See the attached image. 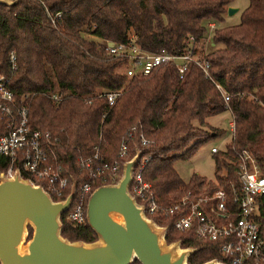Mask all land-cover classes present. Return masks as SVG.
<instances>
[{
	"label": "trees",
	"instance_id": "trees-1",
	"mask_svg": "<svg viewBox=\"0 0 264 264\" xmlns=\"http://www.w3.org/2000/svg\"><path fill=\"white\" fill-rule=\"evenodd\" d=\"M230 1L15 0L9 6L0 4V71H7V56L12 52L15 70L9 88L17 98L25 95L30 126L58 137L56 158L76 190L86 181L85 172L75 168L76 157L90 156L96 146L104 161H113L120 137L131 127L135 130L125 157L119 159V172L122 162L139 151V161L147 159L142 178L161 203H170L188 190L202 194L226 189L229 181H235V153L242 149L264 175V0H247L236 24L218 26ZM207 23L213 24L211 30ZM208 33L211 45L220 48L205 50ZM189 36L194 53L208 62L211 79L227 94L226 106L212 81L191 63L181 74L172 64H163L147 75L127 77L122 72L126 61L105 55L103 45L104 41L132 42L149 52L179 53ZM51 92L61 95L58 103L47 97ZM109 92L118 95L107 107L102 95ZM223 111L231 115L234 133L222 150L212 153L214 181L192 174L183 182L173 162L190 157L201 142L224 133L207 122ZM139 134L146 144L141 145ZM7 163L0 155V172ZM256 202L264 232V194ZM63 216L59 217L60 236L69 241L95 239L86 223L74 227ZM154 222L167 227L166 243L179 241L181 247L195 249L188 263L220 259L214 244L173 229L168 220L154 218ZM131 264L139 263L133 259Z\"/></svg>",
	"mask_w": 264,
	"mask_h": 264
},
{
	"label": "built area",
	"instance_id": "built-area-1",
	"mask_svg": "<svg viewBox=\"0 0 264 264\" xmlns=\"http://www.w3.org/2000/svg\"><path fill=\"white\" fill-rule=\"evenodd\" d=\"M58 16L59 14L55 15ZM206 26L209 30L213 28L212 23H207ZM183 43L184 50L179 53L165 50L149 52L132 42L108 45V42L104 41L103 45L105 55L126 61L122 72L127 77L147 75L152 69L163 64H172L178 74H181L186 65L191 63L204 78L212 81L226 106L228 96L211 79L208 62L194 53L193 38L189 36ZM7 63V71H0V155L8 161L2 174L4 177H11L14 171L18 170L20 176L21 173L26 175L25 179L39 185L52 200H63L68 194L72 180L68 182L63 176L62 167L54 152L55 148L59 147V139L47 130L42 131L30 126L25 95L17 98L9 88L10 76L15 70V55L12 52L7 56ZM117 95L118 92L102 95L107 107L112 106ZM47 97L53 103L61 100V95L56 92L49 93ZM84 103L89 104L90 100H85ZM134 130L135 128L131 127L120 137L116 159L111 162H106L99 156L96 146H93L90 156L76 157L75 168L78 172H85L86 181L81 183L77 190L75 184L69 207L63 212L64 219L70 225H84L85 203L93 188L115 183L120 177L119 159L125 157L127 144ZM224 132L230 141L234 133L230 114ZM138 138L141 145L146 144L141 134ZM210 151L215 153L217 150L211 147ZM234 159L235 181H229L226 189L217 188L202 194L188 190L167 204L159 202L150 184L142 178L147 159H137L131 172L128 192L143 206L147 218L153 221L154 218L168 220L173 229L189 232L196 240L214 244L220 258L216 259L218 262L264 264V232L260 229V214L256 202V198L264 194V175L259 172L252 156L245 149L237 151Z\"/></svg>",
	"mask_w": 264,
	"mask_h": 264
},
{
	"label": "water",
	"instance_id": "water-1",
	"mask_svg": "<svg viewBox=\"0 0 264 264\" xmlns=\"http://www.w3.org/2000/svg\"><path fill=\"white\" fill-rule=\"evenodd\" d=\"M14 2L0 0L6 6ZM236 10L228 6L225 13ZM138 158L136 150L121 164L115 183L98 185L87 196L85 223L95 235L91 242L69 241L59 234V217L69 207L74 181L66 197L54 201L18 170L11 177L0 172V264H131L133 259L139 264H224L216 259L188 263L194 248L166 243V227L147 218L128 192Z\"/></svg>",
	"mask_w": 264,
	"mask_h": 264
},
{
	"label": "rangeland",
	"instance_id": "rangeland-1",
	"mask_svg": "<svg viewBox=\"0 0 264 264\" xmlns=\"http://www.w3.org/2000/svg\"><path fill=\"white\" fill-rule=\"evenodd\" d=\"M230 5L232 8L237 9L236 12L232 13L231 15H227L225 13L223 16V21L219 23L218 26L236 24L239 20L240 11L247 5V0H231ZM210 38L211 33H208L205 46L206 51H211L221 47V45H211ZM228 120L229 113L227 111H223L208 118L207 122L217 130H225ZM228 140L229 139H226L225 137V132L214 135L201 142L190 157L186 159H176L173 162V168L179 178L183 182H187L192 174H196L206 180L214 181V162L213 154L211 153L210 148L214 147L217 151H220L224 148V145ZM26 231L28 238V228H26Z\"/></svg>",
	"mask_w": 264,
	"mask_h": 264
},
{
	"label": "crops",
	"instance_id": "crops-1",
	"mask_svg": "<svg viewBox=\"0 0 264 264\" xmlns=\"http://www.w3.org/2000/svg\"><path fill=\"white\" fill-rule=\"evenodd\" d=\"M229 6L231 7V5L229 4ZM225 137H226V135H225ZM226 139H227V137H226Z\"/></svg>",
	"mask_w": 264,
	"mask_h": 264
}]
</instances>
